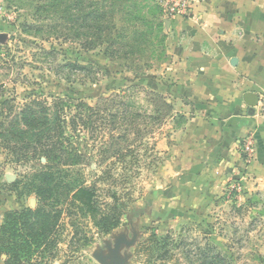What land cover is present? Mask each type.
Listing matches in <instances>:
<instances>
[{
    "label": "trees",
    "instance_id": "trees-1",
    "mask_svg": "<svg viewBox=\"0 0 264 264\" xmlns=\"http://www.w3.org/2000/svg\"><path fill=\"white\" fill-rule=\"evenodd\" d=\"M34 10L44 15L37 19L44 22L31 24L33 36L71 40L86 51L104 46L110 60L135 75L169 60L164 16L153 0H43ZM43 51L55 59V48ZM89 68L76 62L55 64L57 73L88 75ZM173 114L171 102L150 83L120 89L93 104L34 94L16 103L0 86V148L14 164L30 165L10 187L32 193L36 200L33 208L4 214V264H49L57 254L65 214L72 217V238L78 232L77 214L91 215L102 232L118 227L128 202L123 199L128 192L118 190L138 173L139 149L147 150L153 130ZM176 115L182 124L185 118ZM92 163L103 168L87 183L84 168ZM97 182L110 188L103 193ZM211 262L227 261L216 256Z\"/></svg>",
    "mask_w": 264,
    "mask_h": 264
},
{
    "label": "rangeland",
    "instance_id": "rangeland-1",
    "mask_svg": "<svg viewBox=\"0 0 264 264\" xmlns=\"http://www.w3.org/2000/svg\"><path fill=\"white\" fill-rule=\"evenodd\" d=\"M153 1L158 4L157 0ZM42 2L0 0V86L4 96L14 97L16 103L34 94L93 104L98 98L126 87H146L153 76L145 79L144 74L164 64L155 62L143 75H135L126 71L120 61L110 60L104 46L86 51L71 40L51 38L46 41L33 36L35 30L30 28L31 24L44 22L37 20L44 15L34 10ZM50 46L57 50L54 60L43 51ZM62 62L90 66L89 74L68 70L57 73L55 64ZM172 125H179L178 118L174 123L167 120L155 128L146 140L147 150L139 149L138 173L118 190L128 192L123 197L128 202L119 226L102 232L91 215L77 214L78 232L72 238L68 223L72 217L65 214L57 254L49 264H101L96 256L108 255V247L118 235L134 238L133 245L122 248L126 264H213L211 260L216 256L230 264H264V198L256 193L246 196L244 180L231 179L221 195L209 197L206 212H169L160 205L167 200H161L159 195H166L168 190L160 188L162 181L157 177L164 160L163 154L155 148V141ZM10 160L0 148V224L7 211L33 208L36 203L34 194L10 187L30 165H16ZM127 160H131L130 157ZM244 160L247 161L245 157ZM102 168L95 163L84 168L87 183L93 182ZM174 183L176 181L164 182L171 190ZM97 185L103 193L110 188L105 182H97ZM105 198L111 201L108 196ZM176 202L183 203L179 199ZM4 258V254L0 255V264H4Z\"/></svg>",
    "mask_w": 264,
    "mask_h": 264
},
{
    "label": "crops",
    "instance_id": "crops-1",
    "mask_svg": "<svg viewBox=\"0 0 264 264\" xmlns=\"http://www.w3.org/2000/svg\"><path fill=\"white\" fill-rule=\"evenodd\" d=\"M165 20L169 60L144 78L153 76L152 88L173 105L168 121L185 120L155 141L164 160L157 177L168 190L160 205L206 212L209 197L235 178L245 181L246 196L264 198V0H194L192 16ZM248 92L258 95L255 106ZM247 137L253 152L245 162ZM165 181H176L174 189Z\"/></svg>",
    "mask_w": 264,
    "mask_h": 264
},
{
    "label": "built area",
    "instance_id": "built-area-1",
    "mask_svg": "<svg viewBox=\"0 0 264 264\" xmlns=\"http://www.w3.org/2000/svg\"><path fill=\"white\" fill-rule=\"evenodd\" d=\"M194 0H157L165 19H170L174 16L190 17L192 16V5ZM260 108L264 111V94L260 97ZM242 153L248 161L253 152V146L249 137L242 141ZM234 189L235 186L232 185Z\"/></svg>",
    "mask_w": 264,
    "mask_h": 264
},
{
    "label": "water",
    "instance_id": "water-1",
    "mask_svg": "<svg viewBox=\"0 0 264 264\" xmlns=\"http://www.w3.org/2000/svg\"><path fill=\"white\" fill-rule=\"evenodd\" d=\"M168 21L165 20V24ZM258 95L255 93H246V103L249 106H255ZM134 244V238L128 239L125 235H118L114 238L112 246L108 247V255L100 253L96 256L101 264H126L127 257L121 253L123 247H129Z\"/></svg>",
    "mask_w": 264,
    "mask_h": 264
}]
</instances>
